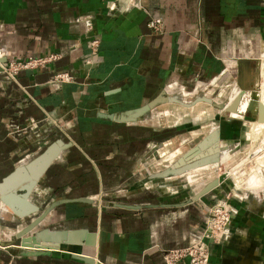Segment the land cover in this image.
Instances as JSON below:
<instances>
[{"label": "crops", "instance_id": "obj_1", "mask_svg": "<svg viewBox=\"0 0 264 264\" xmlns=\"http://www.w3.org/2000/svg\"><path fill=\"white\" fill-rule=\"evenodd\" d=\"M151 16L161 18L158 30L148 26ZM94 38L96 47L91 45ZM262 43L264 0H0L3 64L50 52L59 55L45 65L20 69L14 77L0 70V182L51 143L61 142L27 195L34 210L19 216L0 198V239H10L38 216L42 219L29 233L44 227L87 232L83 242H62L48 251L27 249L36 254H23L20 250L27 247L17 244L0 245V264H166L165 250L201 232L205 209L198 196L136 190V183L153 178L138 171L151 141L164 135L145 124L149 112L135 121L102 114L136 108L160 89L179 95L184 102L179 104L192 105L200 100L197 96L228 106L235 101L234 109L253 96L262 104ZM249 56L256 58L253 93L237 80L219 101L209 92L199 93L206 86L202 81L187 89L197 76L223 72L228 77L238 68L236 60ZM61 70L70 72L72 80H55ZM190 93L193 98L187 97ZM215 141L220 149L224 146L218 136ZM214 142L194 156L214 153ZM208 166L166 177L191 180L195 171ZM263 167L255 168L253 187L245 182L246 197L238 202L228 239L209 241L207 264H264ZM8 191L21 193L17 187ZM12 202L22 210L15 197ZM90 234L92 243L85 240ZM68 249L93 261L72 256Z\"/></svg>", "mask_w": 264, "mask_h": 264}, {"label": "rangeland", "instance_id": "obj_2", "mask_svg": "<svg viewBox=\"0 0 264 264\" xmlns=\"http://www.w3.org/2000/svg\"><path fill=\"white\" fill-rule=\"evenodd\" d=\"M261 49H264V43L261 44ZM246 63L247 67L244 70V74L247 73L249 75V80L245 84V89L249 91L255 88L256 90L258 82L256 83L253 78L250 80L256 58L249 56ZM221 74L212 78L197 76L196 79L188 81L187 89L190 90L195 87L196 82L199 80L206 83V86L202 91L199 90V93L209 92V95L216 101L222 100L230 84L238 80L239 74L242 75V73L237 68L228 77ZM262 85L263 91L261 90V95L263 96L262 104H264V77ZM248 86L251 88H248ZM194 95V93H190L187 97L193 98ZM220 104L221 108L204 100H199L192 105L191 103L188 105L187 103L179 104L178 102L168 101L159 103L152 110L150 109L149 117L143 119L145 124L151 128H157L159 131L162 130L164 135L163 140L151 141L148 152L141 160V164H144V166L138 171L140 176H146L148 173L151 174L169 166L178 156L206 136L211 131L212 126L218 130V138L225 141L224 146L227 144L229 146H223L220 149L218 147L219 143L215 141L214 151L219 150L220 159L224 160L220 161L216 166L210 164L208 168L195 171L191 180H188L185 175L167 179V177L172 176L170 175L163 177L166 178L164 180L161 179L162 177H154L151 180H143L140 182L141 184L139 182L135 184L137 186L136 190L140 192L144 189L165 197L175 194H181L183 197H193L192 192L198 193L202 191L208 182L217 179V176H221L222 179L196 197V200H199L205 209L200 231L204 230L207 225H211L208 223V217L209 219L213 218L215 221V233L218 236L221 235L214 240L210 239L215 243L226 239L223 227L228 225L232 217L238 213V202L246 197H244L247 189L245 182L254 179L255 168L258 165H264V125L257 124L254 115L249 118L243 114L244 111L248 110V107L234 117L226 109L228 104L225 105L222 102ZM249 105L250 103H248ZM164 110L169 112L164 114ZM214 208L218 210L213 211ZM224 209H230L228 213H231V215L228 221L226 220L223 224L224 217L222 213L225 212ZM193 237L196 236H190L189 240L193 239Z\"/></svg>", "mask_w": 264, "mask_h": 264}, {"label": "water", "instance_id": "obj_3", "mask_svg": "<svg viewBox=\"0 0 264 264\" xmlns=\"http://www.w3.org/2000/svg\"><path fill=\"white\" fill-rule=\"evenodd\" d=\"M6 56H3L0 58V70L3 69L2 63L6 62ZM248 58L240 57L236 60L237 66L242 73L239 74L238 83L240 86L245 89V84L249 80V75L247 73L244 74V70L246 69V62ZM248 88H251L248 86ZM162 89L159 90L158 93H156L154 96H152L149 100H147L144 104L132 108V109H126L121 110L118 112H112L107 114H102L103 116L118 120V121H135L137 119H141L144 114H146L150 109L155 107L158 102L160 101H170V102H180L184 103L180 96L177 94H171L164 96V93L161 92ZM250 94L253 93V90H249ZM161 95V96H160ZM195 99L204 100L206 102H209L213 104L214 106L221 108L220 103H216L211 101L209 98H205L203 96H197ZM257 102L254 99L250 100V105L248 106V110L244 112L243 114L248 116H255L258 120H264V104L259 103L257 105ZM233 104L227 106V110H230L232 107H234ZM212 131H210L206 136L202 137L195 145H192L188 150L183 152L180 156H178L169 166L158 170L156 172H153L150 174L151 177L160 178V177H166L170 175H177L180 174L186 170L195 168L197 166H202L206 163H213L217 162L219 160V151H216L214 153H210L205 157L201 158H194L192 155L194 152H196V149L198 146H200L201 143L205 141V139L210 135ZM215 134L218 136V130L215 129ZM61 142H53L50 145H48L41 153H39L37 156L32 158L28 163L25 165H19L16 166L13 171H11L7 176H5L2 181L0 182V198L1 200L9 205L19 216H24L28 210H34L36 206L29 202L27 200V195L31 191V189L34 187V185L37 183V180L42 175V173L45 171L48 164L51 162V160L57 155L59 144ZM187 161V162H185ZM222 179V177H218V179H213L210 182H208L202 189V191L195 194L193 197L195 198L198 196V194L202 193L203 191L207 190L208 188L212 187L214 184L217 183L218 180ZM17 187L21 190V193L16 195L14 192L10 193L8 190L10 188ZM15 195V196H14ZM14 197L17 199V203L21 206L22 210H17L15 207H13L12 198ZM42 219V216H38L33 222H31L29 225L24 226L22 229L18 230L14 236L8 240H1L0 239V245L9 247L10 245H19L21 247H27L22 248L24 250H20L23 254H36L34 250H27V249H44L45 251H48L47 249H58L60 248V243L66 242V243H79L83 242L84 238L81 241V238L84 234L87 232L84 229H52V228H38L33 233H29V231L35 227L40 220ZM231 222V221H230ZM230 224V223H229ZM226 225V226H229ZM25 233H29V236L23 237V239L19 242H16L18 237L24 235ZM89 235V234H87ZM230 235V231L226 235V239H228ZM93 235L90 234V239L86 238V242L93 241ZM51 244H47V243ZM70 251V249H68ZM72 256L81 258L83 260H86L88 262H92L93 258L89 255H82L76 251H70Z\"/></svg>", "mask_w": 264, "mask_h": 264}, {"label": "built area", "instance_id": "obj_4", "mask_svg": "<svg viewBox=\"0 0 264 264\" xmlns=\"http://www.w3.org/2000/svg\"><path fill=\"white\" fill-rule=\"evenodd\" d=\"M162 20L159 16H151L148 19V26L153 29H159ZM98 44V39L94 38L91 40V45L96 47ZM4 51L0 48V55H3ZM59 55L57 52H50L38 56H28L24 59H12L6 64L2 63L3 70L7 72L10 77H14L15 74L23 68H35L37 66L45 65L47 62L58 58ZM73 78L72 74L66 70H61L55 73L54 79L57 81H71ZM217 208H214L213 211H217ZM225 212L222 213L224 217L223 224L228 221L230 209H224ZM208 223L204 230H202L198 236L193 237L186 244L179 247L167 249L163 253V258L166 264H174L179 261L181 258L187 257L189 264H207L209 260V241L210 239H215L218 235L215 233L214 219H209ZM225 232V226L223 227ZM222 230V231H223ZM226 233V232H225ZM221 236V235H219ZM218 236V237H219Z\"/></svg>", "mask_w": 264, "mask_h": 264}, {"label": "bare ground", "instance_id": "obj_5", "mask_svg": "<svg viewBox=\"0 0 264 264\" xmlns=\"http://www.w3.org/2000/svg\"><path fill=\"white\" fill-rule=\"evenodd\" d=\"M264 58V57H263ZM159 92V91H158ZM157 92V93H158ZM162 92V91H161ZM162 93H164V92H162ZM243 94V93H242ZM168 94H166V93H164V96H167ZM243 96V95H242ZM240 100V99H239ZM241 101V100H240ZM165 102H168V101H165ZM170 102V101H169ZM159 103H162L161 101L160 102H158V104ZM163 103H164V101H163ZM248 101H245V102H242L237 108H231L230 110H229V113H230V115H232V116H237V115H239L241 112H243L244 111V108H245V110L247 109V107H248ZM259 104V103H258ZM152 110V109H151ZM148 112H150V111H148ZM257 122H259V123H264V120H258L257 119ZM215 131H213L212 133H210V135L205 139V141L203 142V143H201L200 144V146H198L197 147V149H196V152H194V154L192 155V157H194V158H196L194 155L198 152V150L199 149H201V148H203L208 142H214L216 139H217V134H215L214 133ZM219 151V150H218ZM219 154H220V151H219ZM219 160H220V156H219ZM219 160L217 161V162H213V163H210V164H214V163H218L219 162ZM185 162H187V161H185ZM206 164H208V163H206ZM206 164H203L202 166H197V167H195V168H198V167H203L204 165H206ZM191 170V169H190ZM187 171V170H186ZM248 184H250L249 186H251V187H253V185H255L253 182H250L249 181V183ZM230 231V228H229V226H225V232H226V235H227V233ZM12 238V237H11ZM23 239V238H22ZM64 248H67V247H64Z\"/></svg>", "mask_w": 264, "mask_h": 264}]
</instances>
